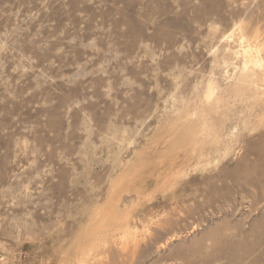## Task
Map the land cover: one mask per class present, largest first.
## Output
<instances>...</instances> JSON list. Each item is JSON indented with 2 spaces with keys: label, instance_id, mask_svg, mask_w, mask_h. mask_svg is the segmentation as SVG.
<instances>
[{
  "label": "rangeland",
  "instance_id": "obj_1",
  "mask_svg": "<svg viewBox=\"0 0 264 264\" xmlns=\"http://www.w3.org/2000/svg\"><path fill=\"white\" fill-rule=\"evenodd\" d=\"M261 152L264 0H0V264H203Z\"/></svg>",
  "mask_w": 264,
  "mask_h": 264
},
{
  "label": "bare ground",
  "instance_id": "obj_2",
  "mask_svg": "<svg viewBox=\"0 0 264 264\" xmlns=\"http://www.w3.org/2000/svg\"><path fill=\"white\" fill-rule=\"evenodd\" d=\"M260 155L264 158V152H261ZM229 174L234 176V172ZM260 179L262 180V176ZM255 180L257 179L248 177L244 184H255ZM237 229L240 230V236L236 240H234V233L223 238L222 245L217 249L218 251L215 254L201 255L199 256V261H202L203 264H213L222 260L223 257H228V264H238L245 260L247 255H254L256 253L247 264H264V249L260 250L261 245L264 244V217L247 231L242 229L240 225H238ZM195 262L196 260H191L185 263L195 264Z\"/></svg>",
  "mask_w": 264,
  "mask_h": 264
}]
</instances>
